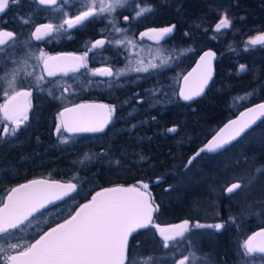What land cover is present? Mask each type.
Returning <instances> with one entry per match:
<instances>
[{"label": "trees", "instance_id": "obj_1", "mask_svg": "<svg viewBox=\"0 0 264 264\" xmlns=\"http://www.w3.org/2000/svg\"><path fill=\"white\" fill-rule=\"evenodd\" d=\"M70 1V15L85 10L82 0ZM145 6L152 11L137 17L136 12ZM50 11L37 0L10 3L2 16L8 21H1L0 28L11 30L15 39L13 51L0 54V76L12 66L19 46L41 49L31 36L37 24L47 22L59 28L57 14ZM225 15L231 25L217 31L215 26ZM96 18L78 28L64 25L43 43L50 51L56 46V51L80 53L89 48L93 52L87 68L78 75L64 77L63 82H58L60 78L52 84L40 82L31 119L14 136L0 138V207L13 187L32 179L77 186L62 202L30 217L31 226L25 222V231L16 230L7 243H34L43 232L73 215L96 191L116 185L149 193L156 209L154 220L161 225L188 220L208 224L216 219L228 224L226 219L252 215L251 211L259 209V218L264 219V119L222 151L209 154L205 149L225 123L264 101V45L248 43L264 35V0H127L109 22ZM173 25V31L160 41L141 35L150 28ZM113 26L126 34L124 41L161 45L172 66L122 75V45L109 43ZM100 37L104 45L92 48ZM208 49L217 53L214 78L203 96L184 101L180 96L182 78ZM103 65L112 70V76L92 74ZM67 96L73 100L66 102ZM80 101H102L111 106L112 119L104 132L69 134L63 126L56 131L60 111ZM3 125L0 121V128ZM171 128L176 131L169 132ZM236 182L242 184L241 194H229L227 187ZM229 232L199 230L195 233L198 243L202 241L205 247L200 251L191 237L187 249L197 252L200 264L216 257L221 261L228 249ZM142 233L143 238L133 239ZM131 236L129 259L156 257L164 250L153 227Z\"/></svg>", "mask_w": 264, "mask_h": 264}, {"label": "snow or ice", "instance_id": "obj_2", "mask_svg": "<svg viewBox=\"0 0 264 264\" xmlns=\"http://www.w3.org/2000/svg\"><path fill=\"white\" fill-rule=\"evenodd\" d=\"M17 0H11V3H16ZM41 4H56L57 0H39ZM126 2V0H124ZM97 4L99 5L97 7ZM10 0H0V13L5 12L9 8ZM117 6H123L122 0H84L86 10L81 11L73 18L65 19L59 28L67 25L68 28L84 25L105 12H113ZM150 6L140 8L136 12L139 17L144 13L151 12ZM128 19L127 16L124 17ZM231 22L225 15L216 24V30L230 27ZM172 27L160 29H150L153 33L152 39L157 41L163 39L164 36L173 31ZM59 28L51 24L41 25L36 28L33 36L36 40H41L44 36L52 31H58ZM116 31H122L117 28ZM142 33L141 35H147ZM14 34L9 31L0 30V46H7L9 41H14ZM103 40H97L92 48L104 45ZM121 43V41H117ZM250 45H264V35H258L248 41ZM0 51H3L0 48ZM214 53L208 52L201 57L203 64H206L209 71L203 74L200 84L197 88H187L181 90L180 96L184 100H191L193 96H198L203 91L204 86L211 77L210 62L214 57ZM87 56L85 52L84 57ZM84 57L68 56H46L41 52L37 57L42 61L44 71L48 76H55L57 72H63L65 75L68 71H78L80 67H86ZM71 61V63H70ZM15 63V62H14ZM26 63V61H25ZM156 65H152L155 67ZM200 67V65H198ZM243 70L244 65H241ZM136 71H147V69L137 68ZM21 69L14 67L11 71H7L3 76H0V82L7 83L12 89V94L8 95V101L4 105H0V111L4 114V119L11 122V127L7 124L0 128V138L11 135L14 136L20 125L28 119L27 110L31 107L30 97L31 91L25 90L22 87L17 90V81L20 76ZM195 71V70H194ZM93 75L112 76L113 72L110 68L94 69ZM31 73H25V76H30ZM191 75V74H190ZM43 76L37 77V82L42 81ZM185 83H188V77H185ZM51 94V93H50ZM264 115V104L257 106ZM77 109L81 110L78 120L69 125L65 120L62 121L63 126L69 131H102L103 126L108 123L111 117V109L107 105H78ZM77 109H65V113L76 112ZM91 109L107 110L103 119L97 125H93L90 121L94 118V113ZM249 112H256V109H249ZM64 113H61L63 116ZM231 125H239L234 129L230 139H235L245 128L249 126L248 122L240 124L239 121H232ZM60 131V126H57V132ZM175 132V128L168 130ZM228 141H215L206 146L208 151H215L222 148ZM205 149H201L203 152ZM200 152L196 153L199 156ZM195 156L188 161L192 163ZM259 171V169H258ZM43 181H32L31 184L21 185L20 188L12 190V194L8 196V202L0 207V261L3 264H125L128 251L129 234L137 228H146L152 223V204L146 192H141L138 188H109L102 192H97L92 197L91 201L83 204L75 211L74 215L65 219L63 223H57L55 227H51L48 231L43 232L39 239L34 243L20 245L16 243H7L16 230L25 231L22 227L25 222L31 226L30 217L35 213L40 212L46 204H51L53 200H61L64 197H69L71 193L76 191L77 186L69 183L67 185H47L45 189L33 188V185H43ZM144 189L148 188L147 184L143 185ZM226 191L229 194L240 195L242 192V184L239 182L232 183L227 187ZM188 222L185 221L182 225L172 226L176 231L174 235H169L170 229L155 227L159 230L163 237L164 247H169L168 241L174 240L176 236L182 237L186 232ZM197 227H203L197 225ZM221 229L222 224L208 225ZM7 243V248L5 244ZM244 248L246 254L255 252L264 253V228L253 233L245 241ZM199 258L195 253L183 256L178 264H195Z\"/></svg>", "mask_w": 264, "mask_h": 264}, {"label": "rangeland", "instance_id": "obj_3", "mask_svg": "<svg viewBox=\"0 0 264 264\" xmlns=\"http://www.w3.org/2000/svg\"><path fill=\"white\" fill-rule=\"evenodd\" d=\"M127 1V0H126ZM72 1L70 0H63L60 4H57L55 6H53L51 8L50 13L52 12V14L56 13V19L58 18V20L63 21L67 18H69V11H68V6L70 5ZM90 2V0H89ZM107 2V0H106ZM124 2V0H122V3ZM82 5L84 6V0H82ZM99 5L97 4V7ZM120 6H117L115 8V11L113 12H105L100 14L99 16H97L96 21L99 20H105L106 22H109L111 20V17L114 15L117 11V9H119ZM86 10V9H85ZM117 27L113 26L112 30L115 31L113 32L112 30L109 31V37L110 41L109 43L111 44L112 42H116L120 41L119 39H121V43H117L119 45H122V48L124 50V65L121 69V74L125 75L129 72L131 73H144L147 72L150 69H156V68H161L163 66H168L171 65L172 63L169 61L168 57H166V55H164L163 51H161V45H157V43L153 44L154 42L147 43V44H135L129 41H124V39H126V34H124V32L121 31H116ZM263 35V34H262ZM123 38V39H122ZM138 41L139 37H138ZM154 41V40H153ZM13 45V42L9 43L7 46H3L0 48L3 49V51H0L1 53H5L7 51V49L11 48ZM43 52L46 54V56L48 55V52L45 49H31V53L29 55L28 58L25 57V59H22L21 61H17L16 64L14 62H12V67H8L7 71H11L14 67H19L21 69L20 71V76L18 78L17 84L19 82V79L22 78V76H24V73L26 72H31L32 70H34L33 65H36V63L38 62L39 64L42 63V61H39L37 59V57L40 56V53ZM99 61L101 63H105L106 59L103 58L101 59V57L98 55L97 56ZM15 61V59L13 60ZM26 61V63H25ZM33 61V62H32ZM166 64V65H165ZM152 65H156L155 67H152ZM172 66V65H171ZM103 68H108L107 66L103 65L101 67H98V69H103ZM137 68H141V69H147V71H136L135 69ZM6 71V72H7ZM42 75V74H41ZM3 76V75H2ZM64 80H66V78H60V80L58 82H63ZM4 89H2L0 98L4 99L6 98L8 95H11L12 93V89L8 87L7 83L4 82ZM5 92L8 93V95H5ZM68 97V96H67ZM70 100H73L72 98H65L66 102H69ZM29 119V118H28ZM57 126H60V129L62 128V124L61 121L59 119L57 125H56V131H57ZM21 128L19 127L17 129L20 130ZM229 187V186H228ZM205 204V203H204ZM205 206V208L207 209V204L203 205ZM261 209H259L258 211H255L250 214H242L236 218H229L226 219L228 224H224L223 219H216L214 220L213 223H211L210 225H216V224H222L224 225V229L230 232L227 235L225 244L227 245L228 249L225 251V253L221 256V261L216 257V259H211L208 260L211 262V264H264V257L258 256L256 254H246V249L244 248V244H245V237L247 236L248 233L250 232H254L255 230H260L264 227V219H260L259 218V214ZM249 213V212H248ZM247 215V216H246ZM253 215H256L257 219H248L253 217ZM245 219V221H244ZM238 221V222H237ZM238 224V225H236ZM194 225V224H193ZM197 225H202L203 227H197ZM236 225V226H235ZM208 224H203V223H197L194 225V228L190 229L188 232H186V234L180 238H178L176 240V242L173 244L175 245L176 243V249L173 250L171 252H165V250H163L162 248V252L156 256V257H135L132 256L128 257L127 255V259L125 261V264H178V261L185 255H190V253H195V255L197 256V252H191V250L189 251V249H187L190 245H189V240L192 237V241L193 243L196 245V247L201 251L202 246L204 245L205 247V243H203L202 241H200L198 243V239H199V235L195 234L198 233L199 230H203V229H207ZM233 227H236V231H233ZM214 228V227H212ZM221 229H216L215 231L218 232H223L224 230ZM256 232V231H255ZM144 233L142 234H138L137 237L133 238H143ZM159 240V239H157ZM130 241V239H129ZM162 241V240H161ZM161 243V242H160ZM169 243V242H168ZM164 246V243L162 241L161 243ZM20 245H24L23 243ZM170 247V244H169ZM165 249V247H164ZM128 253V251H127ZM210 254V252H209ZM198 257V256H197ZM199 258V257H198ZM213 258V257H212ZM201 259L199 258L195 264H200ZM208 261H205L209 264ZM3 261H0V263H2Z\"/></svg>", "mask_w": 264, "mask_h": 264}, {"label": "water", "instance_id": "obj_4", "mask_svg": "<svg viewBox=\"0 0 264 264\" xmlns=\"http://www.w3.org/2000/svg\"><path fill=\"white\" fill-rule=\"evenodd\" d=\"M58 1V0H57ZM38 2H39V0H38ZM40 3V2H39ZM42 5H46V6H51V5H54V4H42ZM2 13H0V15H1ZM155 29V28H154ZM150 30V29H149ZM149 30H147V31H145V33H148L147 35H144V37H146V38H150V39H152L151 38V36L153 35V33H151ZM167 36V35H166ZM166 36H164L163 38H165ZM152 40H154V41H157V40H155V39H152ZM160 41V40H159ZM208 52H212V53H214L215 55H214V57L211 59V62H210V72H211V77H210V79L207 81V84L204 86V88H203V91L200 93V95H198V96H193V98L191 99V100H184L182 97V99L184 100V101H192V100H194V99H196V98H199V97H201V96H203L206 92H207V90H208V88H209V86H210V84H211V82H212V80H213V78H214V75H215V69H216V59H217V53H216V51H214V50H212V49H208V50H206V51H204L200 56H199V58L197 59V61H196V63L194 64V66L190 69V71L182 78V81H181V86H180V92H181V90H185V89H187V88H191V89H195V88H197L198 86H199V84H200V80H201V78H202V76H203V74H205L206 72H208L209 71V68H208V66L206 65V64H203L202 63V61H201V57H203L204 55H205V53H208ZM71 55V56H74V57H82L81 55H78V54H75V53H61V54H58V55H56V56H68V55ZM70 63H71V61H70ZM198 65H200V67H198ZM195 70V71H194ZM68 72H70V71H68ZM57 73H61V72H57ZM191 74V75H190ZM185 77H188V83H187V85H186V83H185ZM261 104H264V101H262V102H259V103H256V104H254V105H251V106H249V107H247V108H245V109H243L240 113H238L234 118H232V119H230L227 123H225L208 141H207V143H206V145H205V149H206V151L209 153V154H215V153H218V152H220V151H222L223 149H225L226 147H228L229 145H231L232 143H234L235 141H237L241 136H243L246 132H248L251 128H253L255 125H257L258 123H260L261 121H262V119H264V115H261L260 114V109L257 107L258 105H261ZM78 105H107V106H109V108L112 110V108H111V106L108 104V103H104V102H101V101H87V102H81V103H78V104H74V105H71V106H68V107H66V108H64V109H62L61 111H60V117H61V123H62V121H67L68 123H69V125H72V124H74L77 120H78V118H79V113H80V111L81 110H79V109H77V106ZM65 109H77V111L76 112H69V113H65ZM249 109H256V112H249ZM84 111H90V112H92V113H94V118L90 121V123L91 124H93V125H97V124H99V122L103 119V117H104V115H105V113H106V111L107 110H105V109H91V110H84ZM61 113H64V115L63 116H61ZM111 119H112V111H111V117H110V119H109V121H108V123L107 124H105L104 126H103V130L102 131H96V132H91V131H69V130H67L64 126V129H65V131L67 132V133H69V134H78V133H102V132H104L107 128H108V126H109V124H110V122H111ZM232 121H239V123L240 124H243V123H245V122H248L249 123V126L247 127V128H245V130L239 135V136H237L235 139H230V136L233 134V132H234V129L236 128V127H238L239 125H231V122ZM63 125V124H62ZM228 141L226 144H224V146L222 147V148H218L217 150H215V151H208L207 150V148H206V146L208 145V144H210V143H212V142H215V141H220L221 143H223V141ZM32 181H43V182H45L43 185H33L32 187L33 188H37V189H45L46 188V186L47 185H56V184H58V185H67V184H69V183H72V182H65V181H60V180H53V179H46V178H36V179H32V180H30V181H27V182H24V183H21V184H19V185H17V186H15L13 189H16V188H20V186L21 185H26V184H31V182ZM72 184H74V183H72ZM117 187H122V188H132L133 186H129V187H126V186H120V185H116V186H111V187H106V188H102V189H100V190H98V191H96L95 193H94V195L93 196H95V194L97 193V192H102L104 189H109V188H117ZM135 188H137V187H135ZM12 189V190H13ZM141 192H146V191H144V190H142V189H140V188H138ZM12 190L8 193V195H7V197H6V201H5V203H7L8 202V196L10 195V194H12ZM147 193V192H146ZM71 194H73V193H71ZM148 194V198H149V200H150V203L152 204V206H153V209H154V211H152V213H151V215H152V221H153V219H154V216H155V206H154V204H153V202H152V199H151V197H150V195H149V193H147ZM92 196V197H93ZM67 197H64L63 199H61V200H53L52 201V203L51 204H46L45 205V207L43 208V209H41V210H44V209H48V208H50V207H52V206H54V205H56V204H58V203H60V202H62L63 200H65ZM92 199V198H91ZM91 199L90 200H88L87 202H85V203H83V204H86V203H88L89 201H91ZM82 204V205H83ZM82 205H80V206H82ZM79 206V207H80ZM79 207H78V209H79ZM77 209V210H78ZM40 210V211H41ZM75 214V213H74ZM73 214V215H74ZM70 218V217H69ZM61 223H63V222H61ZM184 223V222H183ZM183 223H180V224H177V225H182ZM172 226H175V225H169V226H165V227H161V228H164V229H170V231H169V233H167V234H174L175 233V229L174 228H172ZM188 226H189V222H188V224H187V228H188ZM55 227V226H54ZM138 229H140V228H137L136 230H138ZM135 230V231H136ZM261 230V229H260ZM260 230H257L256 232H258V231H260ZM134 231V232H135ZM134 232H132V233H130L129 234V238H128V243H129V239H130V237H131V235L134 233ZM160 233V232H159ZM255 233V232H254ZM253 235V234H252ZM251 235V236H252ZM39 239V238H38ZM256 253H260V252H256ZM261 254H264V253H261Z\"/></svg>", "mask_w": 264, "mask_h": 264}, {"label": "flooded vegetation", "instance_id": "obj_5", "mask_svg": "<svg viewBox=\"0 0 264 264\" xmlns=\"http://www.w3.org/2000/svg\"><path fill=\"white\" fill-rule=\"evenodd\" d=\"M38 1V0H37ZM63 0H58L57 1V3L56 4H54V5H51V6H46V5H42L41 3H39V4H41L43 7H45V8H52L53 6H55V5H57V4H60L61 2H62ZM10 3H11V0H10ZM7 11V9L5 10V12ZM5 12H3L1 15H0V18H2V16H3V14H5ZM76 15H78V14H76ZM76 15H70L69 14V18H73L74 16H76ZM69 18H67V19H69ZM1 21H2V23H5V22H7L8 21V19L6 18V17H4V18H2V19H0V23H1ZM86 23V22H85ZM84 23V24H85ZM46 24H51V25H53L54 27H56L54 24H52V23H47V22H42V23H39V24H37L34 28H33V30H32V33H31V36H32V38H33V40L34 41H36V42H38L40 45H42L41 46V48L42 49H45L47 52H48V55L47 56H56V55H58V54H61V53H75V54H78V55H81L82 57H84V54H85V52H87V56L86 57H84V62H85V64H86V68H87V66H88V58H89V56H90V54H91V52H93V50H91V49H89V48H84L83 50H81V52L80 53H76V52H73V51H66V50H62V49H59L58 51H56L55 50V48H56V46L54 47V51H50V50H48L47 49V47L44 45L45 44V41L48 39V38H52L53 37V35L55 34L56 35V31H52L51 33H49L48 35H46V36H44L41 40H36L35 38H34V36H33V33L35 32V30H36V28L37 27H39V26H41V25H46ZM61 24H62V22H61ZM67 26V25H66ZM79 26H77V27H73V28H78ZM73 28H70V29H73ZM150 29H154V28H150ZM0 30H4V31H9V32H12L11 30H9V29H7V28H5V27H1L0 28ZM149 30V29H148ZM147 31V30H146ZM13 33V32H12ZM14 34V33H13ZM14 38H15V34H14ZM97 40H103V41H105L104 40V38H102V37H100V38H98ZM11 42H13V41H9V43H11ZM96 42V41H95ZM94 42V43H95ZM44 43V44H43ZM31 44V43H30ZM55 45H57V44H55ZM31 46H33L32 44H31ZM1 47H3V46H1ZM16 48V47H15ZM33 50H35V48H34V46H33V48H32ZM10 51H13L12 50V47L11 48H9V49H7V51L5 52V53H9ZM15 52H17L16 53V57H15V61H12V62H15V64H16V62L17 61H21L22 59H25V57L26 58H28L29 57V55H30V53H31V47L30 48H28V49H23V46H19V48H17V49H15ZM17 58V59H16ZM33 62V61H32ZM12 67V66H11ZM33 67H34V70H32L31 72H26V73H31L32 75H30V76H25V73H24V76H22V78L21 79H19V82H18V84H17V90H19L21 87L23 88V89H25V90H29V91H31V93H32V95H31V97L29 98L30 99V102H31V107L30 108H28V110H27V116H28V118L29 119H27L26 121H24L20 126H23L26 122H28L30 119H31V111H32V109L34 108V104H35V96H36V87L39 85V83L40 82H43V83H47L48 82V80H49V84H52V83H54L55 82V80L56 79H59V78H64V77H69V76H71V75H78L85 67H80L79 68V70L78 71H75V72H73V71H70V72H68L66 75L63 73V72H61V73H57L55 76H48L47 75V73L44 71V66H43V63H36V65H33ZM42 74V75H41ZM39 76H43L44 77V79L42 80V81H39V82H37V77H39ZM51 79H53V80H51ZM51 80V81H50ZM4 82H1V85H0V94H1V91H2V89H4ZM12 94V93H11ZM8 101V96L6 97V98H4V99H2V100H0V105H4L6 102ZM81 102H87V101H80V102H77V103H74V104H78V103H81ZM102 102V101H101ZM74 104H71V105H74ZM71 105H69V106H71ZM66 107H68V106H66ZM66 107H64V108H66ZM63 108V109H64ZM0 121L1 122H3V124L5 125V124H7L8 126L9 125H11V122L10 121H7V120H5L4 119V114H3V112L2 111H0ZM184 221H181V222H178V223H172V224H165V225H161V224H158V223H156L155 222V220L153 219V221H152V223L151 224H149L148 225V227H146V228H149V227H153L155 230H156V232H157V236L159 237V238H161L162 239V241H163V237L160 235V233H159V230L155 227V225H159V227L161 228V227H165V226H169V225H177V224H180V223H183ZM187 222H189V226H188V230L186 231V232H188L190 229H192V228H194V225H195V223L193 222V221H187ZM193 223H194V225H193ZM208 224L210 225L211 223L210 222H208ZM225 224V223H224ZM209 230L210 229H212V227H207ZM142 228H140V229H138V230H136L134 233H138L139 232V230H141ZM222 230H224V228L222 229ZM226 231V230H225ZM256 231V230H255ZM254 231V232H255ZM186 232H184V235L186 234ZM254 232H252L249 236H251ZM169 235H174V234H169ZM183 235V236H184ZM131 238H132V236L130 237V240H131ZM178 238H180V236H176L175 237V239L174 240H170V241H168L169 243L168 244H170V247H165V251L166 252H170V251H172V249L173 250H175L176 249V244L175 245H173L175 242H176V240L178 239ZM212 238V237H211ZM211 238H208V240H207V242H209V244H211ZM175 241V242H174ZM163 243H164V241H163ZM252 254H256V255H258V256H261V257H264V254H261V253H252Z\"/></svg>", "mask_w": 264, "mask_h": 264}]
</instances>
